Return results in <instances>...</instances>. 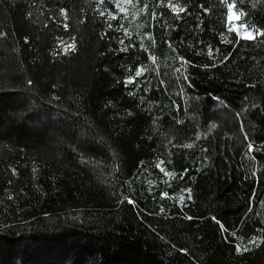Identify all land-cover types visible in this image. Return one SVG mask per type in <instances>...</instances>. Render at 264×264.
<instances>
[{
	"label": "trees",
	"instance_id": "obj_1",
	"mask_svg": "<svg viewBox=\"0 0 264 264\" xmlns=\"http://www.w3.org/2000/svg\"><path fill=\"white\" fill-rule=\"evenodd\" d=\"M0 264H264V0H0Z\"/></svg>",
	"mask_w": 264,
	"mask_h": 264
},
{
	"label": "rangeland",
	"instance_id": "obj_2",
	"mask_svg": "<svg viewBox=\"0 0 264 264\" xmlns=\"http://www.w3.org/2000/svg\"><path fill=\"white\" fill-rule=\"evenodd\" d=\"M228 5H227V8H226V11H227L226 22L228 24L229 29H231L234 32H236L238 36H241V37H244V38H246L245 33H251L253 35L254 31L251 30L249 27H247L244 23H242L240 21V14L238 12L234 11L233 9L230 12ZM233 13H235V15L239 16V19H236L235 16H233ZM158 164H159L158 162H155L154 164H152V167L154 166V168H156V171L152 170L150 172L152 178H154V179H158V178L167 176V174L164 171L161 170L162 169L161 166L157 167ZM184 191L185 190L183 189L180 192L181 196H183Z\"/></svg>",
	"mask_w": 264,
	"mask_h": 264
},
{
	"label": "snow or ice",
	"instance_id": "obj_3",
	"mask_svg": "<svg viewBox=\"0 0 264 264\" xmlns=\"http://www.w3.org/2000/svg\"><path fill=\"white\" fill-rule=\"evenodd\" d=\"M127 2H128V3H131L132 0H127ZM169 2L171 3V0H169ZM172 7H173V10L175 11V10H177V7H178V6H177V5H172ZM228 7H229V11L231 12L232 9L234 8V5H233V4H229ZM122 10H123V9H122ZM178 10L181 11V12L184 11V9H183L182 7H180ZM241 15H242V13H241ZM233 16H235L236 19H239V16L235 15V13H233ZM245 36H246V38H249V39L253 38V36H252L251 33H245ZM68 48L74 50L75 45H74V44L69 45ZM66 50H67V49H66ZM209 51L211 52V50H209ZM142 72H143V68H137V69L135 70V76H136V77L140 76V75L142 74ZM132 79H133V78H130L129 82H132ZM251 147H252V146L249 145V148H250V149H251ZM161 163H163V162H161ZM157 167H160V165L158 164ZM161 170L163 171V169H161ZM187 191H188V193H189V198H190V196H191V190L188 189ZM165 195H167V194H165ZM181 200H183V197H181ZM189 219H190V218H189ZM247 250H248L247 248L243 249V251H247ZM237 251H240L239 246H237Z\"/></svg>",
	"mask_w": 264,
	"mask_h": 264
}]
</instances>
